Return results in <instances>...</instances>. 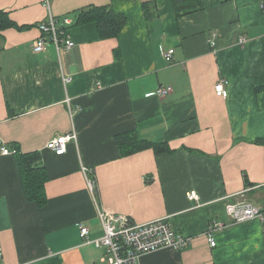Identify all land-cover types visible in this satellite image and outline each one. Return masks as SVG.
Listing matches in <instances>:
<instances>
[{
  "label": "crops",
  "instance_id": "0c3cea01",
  "mask_svg": "<svg viewBox=\"0 0 264 264\" xmlns=\"http://www.w3.org/2000/svg\"><path fill=\"white\" fill-rule=\"evenodd\" d=\"M48 5L0 0L12 24L0 30V264H106L79 236L80 224L88 239L102 236L99 208L131 224L165 219L192 239L139 264H264V222L231 225L225 213L237 203L264 208V0H201L179 17L172 0ZM88 7L126 17L117 38L101 37L95 22L74 25ZM49 15L73 21L66 33L74 47L34 54L36 26ZM218 82L226 98L215 94ZM159 88L170 92L158 97ZM73 129L76 143L63 155L46 148ZM123 133L170 152L122 154ZM3 147L39 155L48 175L44 206L28 201L17 154L2 155ZM191 191L198 201L187 199ZM213 221L225 225L215 247L203 235Z\"/></svg>",
  "mask_w": 264,
  "mask_h": 264
},
{
  "label": "built area",
  "instance_id": "2783aa9c",
  "mask_svg": "<svg viewBox=\"0 0 264 264\" xmlns=\"http://www.w3.org/2000/svg\"><path fill=\"white\" fill-rule=\"evenodd\" d=\"M44 6L49 9L48 0H44ZM73 21L64 17L58 19L49 15L46 21L37 24L40 32L39 37L32 44V52L40 54L53 46L59 54L62 50H69L74 47V42L68 38L67 27L72 26ZM245 41H242L244 44ZM173 50L164 52V59L171 63ZM69 79H64L68 82ZM215 94L218 97L226 98L227 91L223 83L218 82L214 86ZM170 92L169 88H159L155 95L165 97ZM66 103L70 100L66 98ZM69 143H76V133L74 129L66 135L55 136L46 144V148L55 155L61 156L65 153ZM2 155H15V150L1 148ZM86 184L90 192L94 193L95 181L93 176L85 167H82ZM189 201H198L196 192L191 191L186 194ZM226 216L231 225H238L253 220L264 222V209L258 208L251 203H237L227 206ZM97 217L100 221L103 234L96 239H88L89 229L80 224L79 236L87 244H92L102 250L101 261L106 264H139L140 258L146 254L154 253L163 249L181 250L191 244V238L182 236L174 232L165 219H158L144 224H131L130 219L124 215L113 214L97 210ZM225 225L221 222L213 221L203 234L211 247H215L216 231L222 230Z\"/></svg>",
  "mask_w": 264,
  "mask_h": 264
},
{
  "label": "trees",
  "instance_id": "16d2710c",
  "mask_svg": "<svg viewBox=\"0 0 264 264\" xmlns=\"http://www.w3.org/2000/svg\"><path fill=\"white\" fill-rule=\"evenodd\" d=\"M172 4L176 16L179 17L199 9L201 0H172ZM147 8L148 5L144 7V10L146 17H149L150 13ZM87 22H95L97 24L101 37L117 38L126 25V17L108 7H88L81 9L77 19L74 21V25ZM11 25L9 19L0 13V30ZM116 140L122 154H133L147 148H152L157 155L170 152L165 143L152 144L139 139L133 133L119 134ZM17 162L26 198L38 207L44 206L46 202L44 185L48 181V175L44 167L39 166V155L35 153L25 155L17 153Z\"/></svg>",
  "mask_w": 264,
  "mask_h": 264
}]
</instances>
